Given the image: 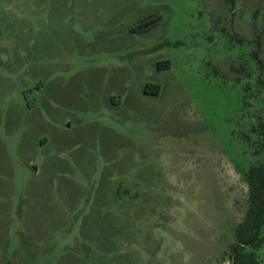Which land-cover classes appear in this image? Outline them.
<instances>
[{
	"label": "rangeland",
	"instance_id": "374dc122",
	"mask_svg": "<svg viewBox=\"0 0 264 264\" xmlns=\"http://www.w3.org/2000/svg\"><path fill=\"white\" fill-rule=\"evenodd\" d=\"M263 83L264 0H0V264H231Z\"/></svg>",
	"mask_w": 264,
	"mask_h": 264
},
{
	"label": "trees",
	"instance_id": "16d2710c",
	"mask_svg": "<svg viewBox=\"0 0 264 264\" xmlns=\"http://www.w3.org/2000/svg\"><path fill=\"white\" fill-rule=\"evenodd\" d=\"M243 43V41H239ZM259 43L252 52V57L261 64L259 58ZM158 69L169 67V62L164 61L157 65ZM264 86V83H263ZM144 92L149 95H158L160 85L147 83ZM246 183L248 186L247 209L243 220L234 231L235 243L231 245V264H258L253 251L264 243L262 228L264 226V163L253 164L246 172Z\"/></svg>",
	"mask_w": 264,
	"mask_h": 264
},
{
	"label": "flooded vegetation",
	"instance_id": "af4514ba",
	"mask_svg": "<svg viewBox=\"0 0 264 264\" xmlns=\"http://www.w3.org/2000/svg\"><path fill=\"white\" fill-rule=\"evenodd\" d=\"M263 236V235H262ZM262 246V245H261ZM258 262V261H257Z\"/></svg>",
	"mask_w": 264,
	"mask_h": 264
},
{
	"label": "water",
	"instance_id": "95a60500",
	"mask_svg": "<svg viewBox=\"0 0 264 264\" xmlns=\"http://www.w3.org/2000/svg\"><path fill=\"white\" fill-rule=\"evenodd\" d=\"M34 169V167H32Z\"/></svg>",
	"mask_w": 264,
	"mask_h": 264
}]
</instances>
